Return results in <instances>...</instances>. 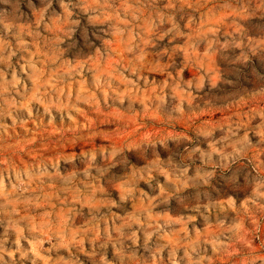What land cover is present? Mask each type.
I'll use <instances>...</instances> for the list:
<instances>
[{
    "label": "rangeland",
    "instance_id": "1",
    "mask_svg": "<svg viewBox=\"0 0 264 264\" xmlns=\"http://www.w3.org/2000/svg\"><path fill=\"white\" fill-rule=\"evenodd\" d=\"M0 264H264V0H0Z\"/></svg>",
    "mask_w": 264,
    "mask_h": 264
}]
</instances>
